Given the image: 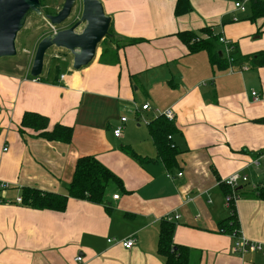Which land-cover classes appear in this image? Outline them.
<instances>
[{"label": "crops", "instance_id": "1", "mask_svg": "<svg viewBox=\"0 0 264 264\" xmlns=\"http://www.w3.org/2000/svg\"><path fill=\"white\" fill-rule=\"evenodd\" d=\"M100 1L112 32L102 60L98 47L87 66L49 81L0 71V264H164L160 225L174 215L172 240L189 249L187 264H264L262 251L231 250L241 236L264 249V200L254 194L264 182V66L244 57L264 49V17L252 19L249 0L244 10L238 0H188L182 14L176 0ZM201 28L233 44V70L213 66L205 51L187 53L176 33L208 38ZM214 47L223 49L217 40ZM165 109L178 130L171 168L141 125ZM26 111L72 127L70 141L21 133ZM83 155L121 181L108 183L102 203L69 197L57 212L15 202L25 186L66 193ZM234 172L247 182L226 206L223 180ZM233 210L237 222L228 228ZM127 238L135 240L130 248Z\"/></svg>", "mask_w": 264, "mask_h": 264}, {"label": "trees", "instance_id": "2", "mask_svg": "<svg viewBox=\"0 0 264 264\" xmlns=\"http://www.w3.org/2000/svg\"><path fill=\"white\" fill-rule=\"evenodd\" d=\"M41 5L42 2L40 1ZM251 6L252 19L256 17H264V0H249ZM50 8V7H49ZM190 9L188 0H176L175 13L182 14ZM56 10V9H55ZM53 8L43 9V13L55 12ZM200 33L208 34V38L200 37L198 32L189 30L179 31L176 33L179 40L186 46L187 53L193 54L199 51L207 53L209 62L216 66L219 70L227 69L230 65L228 58L221 51L219 56L218 50L214 47V41L219 36L213 35L209 28H201ZM110 36H105L99 43L100 47L99 59L105 55L109 49L108 42L112 39V32L109 28ZM135 40H129L126 43L132 44ZM116 42V41H115ZM112 61L117 60V53L113 51L110 54ZM252 65L256 67L264 66V49L244 56ZM233 56V65L238 62ZM58 64L56 71L58 72ZM38 78V77H33ZM148 132L152 138L153 144L157 150L158 156L166 166L171 168L176 165V158L179 153L176 145L172 141V136L178 132L177 127L171 120H167L165 116L158 115L150 118L146 124ZM19 130L24 133L28 130L32 135L44 137L46 139H55L61 141H70L72 136V127L55 123L50 125L49 119L37 112L26 111L22 114L19 124ZM135 156V154H133ZM109 182H117L121 184L120 179L107 169L95 157L89 155L79 156L76 159L72 178L69 181L66 193H57L51 191H43L35 187L25 186L21 191V204L44 211L62 212L66 208L68 198L84 199L92 203H102L105 187ZM223 184V183H222ZM225 193L235 191L238 193L240 189L237 187L231 189L228 185L223 184ZM254 194L264 200V182L254 191ZM233 209V207H232ZM231 223L228 228H233L236 224L234 210L229 216ZM173 222L162 219L157 243V251L164 257V264H187L189 249L185 245L176 244L172 240ZM231 230V229H230Z\"/></svg>", "mask_w": 264, "mask_h": 264}, {"label": "water", "instance_id": "3", "mask_svg": "<svg viewBox=\"0 0 264 264\" xmlns=\"http://www.w3.org/2000/svg\"><path fill=\"white\" fill-rule=\"evenodd\" d=\"M77 7L78 15L66 27L44 35L36 44L29 74L38 77L43 69L46 51L54 46L67 50L72 56L74 70L87 66L97 53L99 43L110 36L111 17L100 0H63L56 13L42 11L40 0H0V58L16 55L15 39L31 14L43 16L50 25H60ZM82 24L80 30L77 27ZM221 56V51L218 52Z\"/></svg>", "mask_w": 264, "mask_h": 264}, {"label": "rangeland", "instance_id": "4", "mask_svg": "<svg viewBox=\"0 0 264 264\" xmlns=\"http://www.w3.org/2000/svg\"><path fill=\"white\" fill-rule=\"evenodd\" d=\"M42 2V10L59 9L62 5V0H40ZM50 7V8H49ZM55 10V11H56ZM78 15V8L75 7L69 18L60 25H50L49 22L43 17L36 14H31L27 17L26 22L23 28L17 33L15 39L16 45V55L13 57H2L0 58V71L1 72H10L11 74H22L26 72L27 78L32 79L33 77L29 74L30 64L33 57V53L36 47L37 42L46 34L51 33L57 29L66 27L74 22V18ZM82 24H80L76 30H80ZM121 45V44H120ZM67 65H65L66 61ZM72 56L70 53L62 48L50 47L44 56L43 69L41 74L38 76L37 80L40 81H49L46 77L50 78L55 74V67L58 64V70L62 73H66V68L73 69L71 66ZM49 70V71H48ZM52 79V78H51ZM134 115L132 114L129 117V122L135 125ZM141 121V120H140ZM142 122V127L145 125ZM142 128V129H143ZM261 169H264V162L260 166ZM251 184V183H250Z\"/></svg>", "mask_w": 264, "mask_h": 264}, {"label": "built area", "instance_id": "5", "mask_svg": "<svg viewBox=\"0 0 264 264\" xmlns=\"http://www.w3.org/2000/svg\"><path fill=\"white\" fill-rule=\"evenodd\" d=\"M234 6L236 8H239L240 10L245 9L242 0L235 1ZM218 42H220L222 44V46H223L222 51L230 62V65H229L230 70H233V69H231L233 66V64L231 63L233 61V50H234L233 44L230 41L226 40L222 36H219ZM247 66H248L247 64H242L239 67V70L240 71L244 70L247 68ZM61 78H63V75H60V79ZM252 96H253L254 101L258 100V95L256 92H252ZM147 108H148V104L141 105V109H147ZM160 114L165 116V118L167 120L171 121L173 119V112L170 109H165ZM141 120H143V118ZM125 121H126V117H120V122H125ZM143 122L147 123V120L144 119ZM120 132H121V125L115 127L113 130V134L116 137L120 136ZM251 163L253 165H258V159H254ZM180 174L181 173L179 172L178 175H180ZM244 182H247L246 175L240 174L238 172H234V173L230 174L228 177H226L223 180V183L228 185L231 189L237 187L240 183H244ZM114 197L116 198L117 195H115ZM239 197H240V195L238 193H236L235 191H232L230 194H228L226 196V201H225L226 206H230L231 202L236 201ZM15 202L20 203L21 197H17L15 199ZM177 217H178V215H174V216L168 218V220H171L172 218L176 219ZM233 234L237 235L235 231L233 232ZM134 241H135L134 238H127L126 240L122 241V245L126 248H130L133 245ZM231 250H232V252L238 253V254L245 253L248 251L259 250V251H262L264 254V249L259 242L250 241L243 236L234 239ZM80 259H81L80 256H77L75 258V260H77V261H80Z\"/></svg>", "mask_w": 264, "mask_h": 264}, {"label": "flooded vegetation", "instance_id": "6", "mask_svg": "<svg viewBox=\"0 0 264 264\" xmlns=\"http://www.w3.org/2000/svg\"><path fill=\"white\" fill-rule=\"evenodd\" d=\"M57 10H58V9H57ZM57 10H56V11H57ZM56 11H55L54 13H56Z\"/></svg>", "mask_w": 264, "mask_h": 264}]
</instances>
